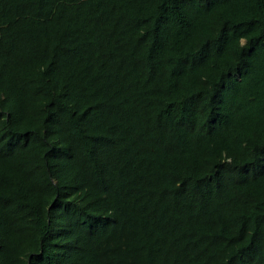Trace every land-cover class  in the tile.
Masks as SVG:
<instances>
[{
  "label": "trees",
  "instance_id": "trees-1",
  "mask_svg": "<svg viewBox=\"0 0 264 264\" xmlns=\"http://www.w3.org/2000/svg\"><path fill=\"white\" fill-rule=\"evenodd\" d=\"M0 264H264V0H0Z\"/></svg>",
  "mask_w": 264,
  "mask_h": 264
}]
</instances>
